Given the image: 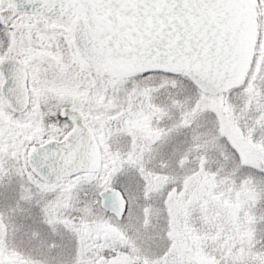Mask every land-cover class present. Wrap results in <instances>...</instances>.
Returning a JSON list of instances; mask_svg holds the SVG:
<instances>
[{
  "label": "snow or ice",
  "instance_id": "snow-or-ice-1",
  "mask_svg": "<svg viewBox=\"0 0 264 264\" xmlns=\"http://www.w3.org/2000/svg\"><path fill=\"white\" fill-rule=\"evenodd\" d=\"M0 264H264V0H0Z\"/></svg>",
  "mask_w": 264,
  "mask_h": 264
}]
</instances>
